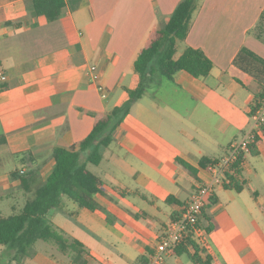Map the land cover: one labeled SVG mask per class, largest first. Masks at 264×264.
Listing matches in <instances>:
<instances>
[{
	"label": "crops",
	"instance_id": "obj_1",
	"mask_svg": "<svg viewBox=\"0 0 264 264\" xmlns=\"http://www.w3.org/2000/svg\"><path fill=\"white\" fill-rule=\"evenodd\" d=\"M180 1L71 0L63 15L51 21L34 16L30 0H0V70L7 75L0 85V135L7 141L0 145V214L4 202L10 209L25 202L20 180L10 178L12 170L37 168L45 180L54 148L69 147L93 129L95 117L86 110L106 112L128 99V90L137 83L134 62L140 49ZM263 11L264 0H201L179 54L186 46L203 49L214 63L210 74L197 78L182 70L173 80L149 87L95 165L106 162L111 171L106 174L110 183L94 171L104 181V192L95 198L107 211L80 205L76 209L64 197L56 209L76 220L78 230L68 218L56 225L53 220L60 212H49L66 237L83 244L82 255L43 240L42 246L37 242L32 246L35 254L25 264H139L141 256L150 257L173 213L181 212L193 191L210 180L208 165L252 125L250 105L260 85L235 68L233 60L244 47L264 58V40L252 31ZM92 66L97 80L92 79ZM137 104L140 118L135 114ZM157 129H173V139ZM248 154L260 160L252 175L264 187V133L257 153L244 154L240 172L243 190L250 184L255 204L263 208L264 192L251 177H244ZM7 163L14 166L5 170ZM230 205L216 190L193 238L212 255L214 264H264L258 235H246L232 218ZM211 224L214 228L207 232ZM49 243L63 258L45 249ZM184 257L193 264L186 253L175 250L166 255L165 264H187Z\"/></svg>",
	"mask_w": 264,
	"mask_h": 264
},
{
	"label": "trees",
	"instance_id": "obj_2",
	"mask_svg": "<svg viewBox=\"0 0 264 264\" xmlns=\"http://www.w3.org/2000/svg\"><path fill=\"white\" fill-rule=\"evenodd\" d=\"M30 1L34 16H43L53 21L63 15L71 0ZM200 3L201 0H181L172 14L150 31L134 62L137 83L134 88L128 90V99L106 112L86 110L95 117L93 129L85 138L69 147L54 148L53 166L45 180L41 179L37 168L20 167L10 172L12 180H20L18 189L23 191L26 198L19 208L17 205L13 206L10 214H0V245L14 251L12 258L1 264H13V260L20 262L21 258L28 255L29 249L41 239L56 243L62 251L72 248L77 251L78 257L82 255L85 250L83 244L78 239L70 240L66 237L50 219L49 212L58 208L64 197L89 210L100 209L106 212L95 198L96 194L104 192V181L89 165L101 163L103 150L113 142L115 131L131 112L133 104L146 94L149 87L163 79L173 80L179 71H187L197 78L210 74L214 63L203 49L186 46L179 54V43L185 42L193 15ZM252 31L257 33L259 39L264 40V35L261 34L264 31V11ZM233 66L253 76L260 85V92L250 105L251 112L264 92V58L244 47L235 56ZM259 141L260 137L250 149L251 153H257ZM6 142V136L0 135V145ZM243 156L229 174L231 183L224 184L238 192L244 187V181L240 179ZM177 161L195 173V168L185 160L178 157ZM202 164H205L204 161ZM210 197L211 195L207 198L205 206ZM172 199L173 196H170L169 200ZM182 211L173 213L172 219L178 218ZM213 228L214 225L211 224L206 231L210 232ZM193 234L194 230L191 229L186 238L176 246L175 251L178 254L186 253L193 264H214L212 255L193 238ZM188 245L193 248V252ZM148 262L149 257L139 258V264Z\"/></svg>",
	"mask_w": 264,
	"mask_h": 264
},
{
	"label": "built area",
	"instance_id": "obj_3",
	"mask_svg": "<svg viewBox=\"0 0 264 264\" xmlns=\"http://www.w3.org/2000/svg\"><path fill=\"white\" fill-rule=\"evenodd\" d=\"M91 71L93 72L92 79L97 80L99 75L96 73V66H92ZM5 81H7V75L0 70V85ZM100 89L104 91L103 87ZM103 96H106L104 92ZM250 119L251 127L230 143L227 152L222 157L208 165L211 173L210 180L193 191L181 215L168 223L165 231L158 238L156 249L150 255L147 264H165V256L175 250L191 229L196 231L206 200L213 195L216 186L231 183L229 174L233 172L235 164L242 155L250 152L258 137L264 133V92L255 109L250 112Z\"/></svg>",
	"mask_w": 264,
	"mask_h": 264
},
{
	"label": "rangeland",
	"instance_id": "obj_4",
	"mask_svg": "<svg viewBox=\"0 0 264 264\" xmlns=\"http://www.w3.org/2000/svg\"><path fill=\"white\" fill-rule=\"evenodd\" d=\"M184 43L185 42H183V41L179 43V49L180 50L185 45ZM139 105L140 104H137V106L135 108V114H136V116L138 115V117L140 118L141 117L140 116L141 110H140ZM164 118L172 124V121L169 120L165 115H164ZM177 128L180 129L181 127L177 126ZM157 130L161 133V135H163L169 139H173V137H174L173 133H170L173 129H170V132L168 131V129H157ZM137 145L140 148V146H141L140 143H138ZM107 150H108V148H105L103 150L104 154H106L108 152ZM258 159L259 158H253L250 154H248V159L246 162L244 177L246 179L248 177H251V179L253 180V182L255 183L257 188L260 190V192H264V187L260 184L259 180L255 179L252 175V173L254 172L253 165L257 164L258 161H260ZM12 162H15V165H17V166L20 165V161H18V160L15 161V159H14ZM12 165H9V163H7L5 170H7V169L9 170L10 168H12ZM89 167L92 171H95L98 174H101L104 178H106V180L109 183L111 182L108 175H106L108 172L109 173L111 172V171H109L108 164L106 162H104L100 166H95V165L90 164ZM216 190H217L218 196L220 197V199L225 204L231 202V205L229 207V212H230L232 218L234 220H236L238 225L245 230L246 235H256V236L258 235L257 239H258V242H260L259 247L264 249V205H263V208H261L259 205L255 204L254 195L252 193L253 191H252L251 185L246 184L244 190L241 193H239L235 190H227V189L223 188L222 185H217L215 188V191ZM69 201L71 202L72 207L79 209L80 206L78 204H76L73 200H69ZM4 204L5 205L1 207L3 213L5 215L10 214L12 210L8 206L9 205L8 202H4ZM56 211L60 212L59 217L53 220L56 225L62 226L61 224L66 221L64 218H68L70 220V225L72 226V228H74L75 230H78V228L80 226L79 223L76 220L69 217V215L67 214L66 211H62L59 209H56ZM66 214H67V216H66ZM63 216H66V217H63ZM214 221L217 223L218 222L217 218H214ZM43 243H44L43 240L37 241V244L39 246H42ZM45 249L51 250L50 253H53V255L56 256L57 258H63V255H60V253L57 251V248H56V246H54V244L49 243L48 246L45 247ZM35 251H36L35 248L31 247L29 249L28 255L21 258L20 262H18L17 260H13L12 263L13 264H25V261H27L31 256H33V254H35ZM13 254H14V251L9 249L7 246H0V264L5 263L9 259H11ZM165 258H166V256H165ZM67 260H68V258H67ZM169 261H168V263H169ZM183 261H184V263L192 264L189 260H187L186 257L183 258Z\"/></svg>",
	"mask_w": 264,
	"mask_h": 264
}]
</instances>
